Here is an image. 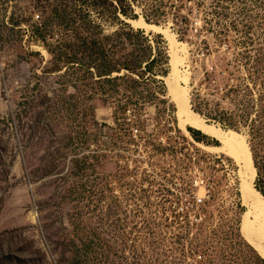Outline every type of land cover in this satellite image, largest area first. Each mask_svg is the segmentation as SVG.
<instances>
[{"label": "rangeland", "instance_id": "1", "mask_svg": "<svg viewBox=\"0 0 264 264\" xmlns=\"http://www.w3.org/2000/svg\"><path fill=\"white\" fill-rule=\"evenodd\" d=\"M96 1L111 11L121 0H88L89 18ZM128 1L132 12L118 10L119 18L141 29L151 55L161 51L143 73L147 57L134 72L120 65L102 73L101 55L84 44L100 41L118 64L140 55L137 38L119 33L114 14L99 28L74 31L50 12L60 2L75 7L74 0H0V264H262L239 227L238 163L205 147L218 140L199 129L186 125L199 144L186 138L176 113L174 122L166 117L168 108L176 112L164 81L168 40L129 21L165 28L183 45L179 69L190 108L247 140L217 115L232 108L236 83L251 84V67L264 66V0ZM130 124L147 139L174 131L165 142L176 152L158 149V169L189 157L183 168L203 172L210 194L203 221L177 227L142 211L128 217L109 197L111 149L123 145Z\"/></svg>", "mask_w": 264, "mask_h": 264}, {"label": "built area", "instance_id": "2", "mask_svg": "<svg viewBox=\"0 0 264 264\" xmlns=\"http://www.w3.org/2000/svg\"><path fill=\"white\" fill-rule=\"evenodd\" d=\"M133 103L136 112L141 104L136 100ZM125 113H128L126 120H130V108H126ZM175 113L168 108L166 117L174 122ZM117 125L120 129L122 124L118 121ZM171 134L174 131L167 130L166 136H155L153 133L147 139L141 135L136 125L130 124L123 145L111 149L115 169L113 177L108 180L107 192L112 200L123 207L128 217H134L142 211L149 220L168 221L167 223L177 227H186L203 221L202 207L210 194L202 171L197 167L183 168V164L189 162V157L177 161L172 169L159 171L156 151L160 149L176 152L171 143L165 142V138ZM184 136L198 143L188 128Z\"/></svg>", "mask_w": 264, "mask_h": 264}, {"label": "trees", "instance_id": "3", "mask_svg": "<svg viewBox=\"0 0 264 264\" xmlns=\"http://www.w3.org/2000/svg\"><path fill=\"white\" fill-rule=\"evenodd\" d=\"M74 1H76L75 7L68 8L66 4L60 2L58 5H52L50 8L52 16L56 17L64 27L74 31H78V28L81 25L88 26L85 28H99L102 25L103 19L114 14L119 25V31L121 30L119 33L125 32L127 35L135 36L137 38V42L134 44L137 46L136 49H139L142 53L136 55L134 60L124 58V61L121 64L112 61V59H109L103 54V51H101L102 43L100 41L89 42L86 39L84 44L91 46L92 49H94L95 54L101 55L102 73L106 72V74H110L114 69L118 70L116 67L120 65L128 73L134 72L139 68L138 65L143 57H147L149 60L142 66L143 68L140 71L143 73L150 69V64L156 61V56H158L161 51L155 56L151 55L150 44L145 38L141 37V29H133L125 23L123 19H120L117 13L119 10L123 16H129L132 12L130 1L121 0L119 4L113 6L111 11H107L103 4L96 1L94 6L99 10L96 12L97 15L95 18L87 17V15L91 14V10L87 7L88 4L84 5L88 0ZM101 1L104 2V0ZM76 19H78L79 24H76ZM112 48H114V46ZM98 50H100V52H98ZM145 50L148 53L145 54ZM96 59L97 58H95L94 61H96ZM251 68L249 75L251 84L247 83L245 80L236 83L230 89L233 96L232 108L221 110L218 113L217 118L221 124L226 125L227 127L242 129L245 132L252 152L253 162L256 167L254 184L264 196V66L257 67L256 65H253ZM187 128L194 134L193 128ZM259 259L261 263L264 264V259L260 256Z\"/></svg>", "mask_w": 264, "mask_h": 264}, {"label": "bare ground", "instance_id": "4", "mask_svg": "<svg viewBox=\"0 0 264 264\" xmlns=\"http://www.w3.org/2000/svg\"><path fill=\"white\" fill-rule=\"evenodd\" d=\"M134 25L147 30L160 32L168 40L170 46V71L164 77L166 91L176 108L178 124L187 132L189 125L204 134L218 140L215 146L205 147L225 152L235 159L239 165V193L244 209L240 215V230L247 241L252 244L264 258V196L255 187L256 168L246 137L233 130L223 129L213 123L206 122L197 112L193 111L185 94V78L179 69L182 64L180 54L184 47L177 42L167 29L146 23L142 18L130 20ZM163 81V80H162Z\"/></svg>", "mask_w": 264, "mask_h": 264}]
</instances>
